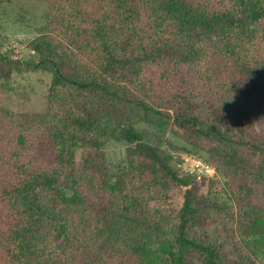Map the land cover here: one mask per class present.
<instances>
[{"label": "trees", "instance_id": "obj_1", "mask_svg": "<svg viewBox=\"0 0 264 264\" xmlns=\"http://www.w3.org/2000/svg\"><path fill=\"white\" fill-rule=\"evenodd\" d=\"M42 1L46 27L29 47L52 73L49 107L0 106V264H256L264 0ZM148 114L206 150L225 182L202 192L204 178L135 128ZM104 136L128 145L117 174Z\"/></svg>", "mask_w": 264, "mask_h": 264}, {"label": "rangeland", "instance_id": "obj_2", "mask_svg": "<svg viewBox=\"0 0 264 264\" xmlns=\"http://www.w3.org/2000/svg\"><path fill=\"white\" fill-rule=\"evenodd\" d=\"M49 11V4L42 0H0V75H4V79H0L1 107L14 112L29 113L46 111L49 107L47 96L52 73L34 66L38 59L29 47V43L45 30ZM133 118L136 120L138 117L136 115ZM145 120L137 122L135 128L143 131L147 140L160 144L170 152L172 163L182 173L204 178L206 184L202 192L209 188L208 179L217 183L225 182L224 176L209 162V153L206 150L174 132L168 121L159 116L148 114ZM114 124L113 119L109 121L108 117L101 120L103 128ZM102 141L109 172L117 174L126 165L128 145L106 136L102 137ZM204 166H208L210 173L203 170ZM10 181L11 179H6L5 184ZM214 192L218 193L219 188ZM167 194L168 198L161 203L169 210H177L183 202L184 189L177 187ZM211 234L212 239L220 240L216 229ZM168 261L165 257L166 264ZM256 264H264V248L258 252Z\"/></svg>", "mask_w": 264, "mask_h": 264}, {"label": "built area", "instance_id": "obj_3", "mask_svg": "<svg viewBox=\"0 0 264 264\" xmlns=\"http://www.w3.org/2000/svg\"><path fill=\"white\" fill-rule=\"evenodd\" d=\"M203 170H205V172H207V173H210L208 166H204ZM200 171L202 172V169Z\"/></svg>", "mask_w": 264, "mask_h": 264}]
</instances>
